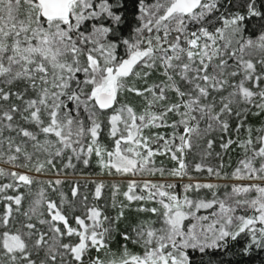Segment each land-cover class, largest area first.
Listing matches in <instances>:
<instances>
[{
  "label": "trees",
  "instance_id": "16d2710c",
  "mask_svg": "<svg viewBox=\"0 0 264 264\" xmlns=\"http://www.w3.org/2000/svg\"><path fill=\"white\" fill-rule=\"evenodd\" d=\"M171 2L89 0L95 16L76 29L103 31L92 49L118 63L136 36L150 55L100 110L88 45L68 26L80 53L21 56L61 19L36 0H0V264H134L152 251L154 264H264L252 206L264 173L242 172L264 167V0H203L136 34L143 6ZM244 181L254 189L231 198L248 206L242 226L218 227L199 249L163 240Z\"/></svg>",
  "mask_w": 264,
  "mask_h": 264
},
{
  "label": "rangeland",
  "instance_id": "374dc122",
  "mask_svg": "<svg viewBox=\"0 0 264 264\" xmlns=\"http://www.w3.org/2000/svg\"><path fill=\"white\" fill-rule=\"evenodd\" d=\"M6 4H8L6 2ZM69 15L65 19H61L58 22L48 23L45 28L38 32H34L33 42L23 45L20 55L29 56L30 53L41 56L47 62H53L55 59L61 56H68L71 52L80 53L81 49L71 40L70 31L73 30L77 35L88 45L87 52L89 54L85 56H95L100 60V66L96 72L101 78V90L107 92L109 88L115 90L116 79L124 76L133 66L140 64H148L149 54L143 53L138 49L137 38L132 40L130 44L124 45V59L118 63L110 62V59L103 58L101 53H98L92 49V45L99 43L103 38V31L95 25H88V31L77 30L76 26L81 25L84 20L92 19L95 14L90 11L89 0H75L68 6ZM101 13L103 9L97 8ZM165 11V9L163 10ZM104 13V10H103ZM163 12L158 13L157 8L153 6H143L139 11L138 19L140 21V30H147L155 25V22L160 18ZM159 17V18H158ZM71 19V24L67 23V20ZM166 21V20H165ZM185 21V19H184ZM4 27V25H3ZM264 40V38H263ZM92 71L90 70V75ZM94 98V95H93ZM242 172L250 175H256L257 173H264V167L255 165H246ZM239 177L244 174L239 173ZM240 179V178H238ZM243 182V181H242ZM239 188H236L232 192L231 197L222 201L217 205V208L210 217H190L191 221L184 230H165L163 235L164 241H170L173 238L177 239L179 246L190 245L191 247L203 248L210 246L214 243L215 237L219 231L218 227L225 225L242 226L245 220L241 218V212H245L248 206L244 202H238L231 198L240 196L246 198L250 194V190L254 187H250L253 182L244 181ZM253 186V185H251ZM257 198L259 200L254 201L253 214L254 224L264 227V185L259 188ZM255 228V227H253ZM80 246L76 248L78 253ZM156 261L155 252H149L145 255L143 261L134 264H154Z\"/></svg>",
  "mask_w": 264,
  "mask_h": 264
},
{
  "label": "water",
  "instance_id": "95a60500",
  "mask_svg": "<svg viewBox=\"0 0 264 264\" xmlns=\"http://www.w3.org/2000/svg\"><path fill=\"white\" fill-rule=\"evenodd\" d=\"M73 0H36L40 14L47 19H65L68 17V4ZM203 0H173L163 12L161 21H165L173 15L187 16L196 11ZM94 103L100 110L111 107L114 99V90L109 88L107 92L101 90V86L92 88Z\"/></svg>",
  "mask_w": 264,
  "mask_h": 264
},
{
  "label": "flooded vegetation",
  "instance_id": "af4514ba",
  "mask_svg": "<svg viewBox=\"0 0 264 264\" xmlns=\"http://www.w3.org/2000/svg\"><path fill=\"white\" fill-rule=\"evenodd\" d=\"M74 1H75V0L71 1V3H69V5L72 4ZM69 5H68V6H69Z\"/></svg>",
  "mask_w": 264,
  "mask_h": 264
}]
</instances>
